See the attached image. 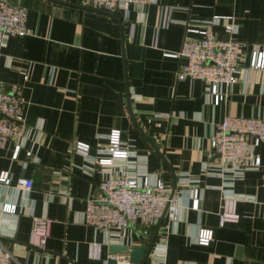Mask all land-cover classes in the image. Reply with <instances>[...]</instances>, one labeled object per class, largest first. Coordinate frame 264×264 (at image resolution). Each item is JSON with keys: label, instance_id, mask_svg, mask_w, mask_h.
Here are the masks:
<instances>
[{"label": "crops", "instance_id": "crops-1", "mask_svg": "<svg viewBox=\"0 0 264 264\" xmlns=\"http://www.w3.org/2000/svg\"><path fill=\"white\" fill-rule=\"evenodd\" d=\"M8 2L27 9L29 34L0 33V92L23 84L25 143L36 156L27 158L23 149L14 160L12 141L0 148V175L11 177L10 185L0 182V239L12 250V264H108L112 245L149 242L157 225L136 221L120 230L85 222L87 201L100 194L109 169L87 164L74 145L84 141L91 153L104 154L112 129L135 149L133 175L147 172L181 196L179 219L161 242L164 220L147 264H264V143L255 151L261 166L242 177L202 173L210 138L226 116L264 119V80L248 67L252 49L264 44V0H157L127 12L84 0ZM213 15L232 17L212 26L218 39L244 44L237 81L218 106L209 103L203 81L178 79L184 57L166 55L180 53L188 22L199 28ZM19 177L32 179L33 188H17ZM195 188L198 210L191 208ZM223 192L240 197L237 222L220 224ZM6 203L16 210L4 211ZM35 217L52 224L43 249L29 244ZM201 228L213 231L207 246L195 240ZM95 241L98 259L89 255ZM117 254L124 256L117 264H134L128 252Z\"/></svg>", "mask_w": 264, "mask_h": 264}, {"label": "built area", "instance_id": "built-area-1", "mask_svg": "<svg viewBox=\"0 0 264 264\" xmlns=\"http://www.w3.org/2000/svg\"><path fill=\"white\" fill-rule=\"evenodd\" d=\"M157 0H84L87 6H93L105 11L127 12L131 6L145 8ZM28 11L8 0H0V33L4 37L25 36L29 34L27 24ZM221 19L231 20L232 17L213 15L204 19V26L195 28L189 22L186 25V37L178 54L166 53L168 56H182L185 64L178 71V79H199L205 84V95L209 103L218 106L226 100L228 87L237 81L236 73L242 58L244 44L231 39H218L212 29ZM225 29L231 32L232 23L226 24ZM193 34H197L194 36ZM249 68L259 71L264 80V44L252 49ZM28 80V75L24 76ZM22 83H14L9 91L0 92V148L8 142L15 144L12 158H19L25 149L26 157L35 159L32 148H26L27 126L23 121V112L27 101L22 92ZM106 153L95 155L91 153V145L77 141L74 151L82 155L87 164L93 167L101 166L109 169L99 184L100 194L88 199L85 211V222L96 229L117 228L124 230L131 223L141 221L144 226L154 227L164 218L161 242L178 221L181 213V196L171 186L158 179L152 182L147 172L133 175L128 166L131 164L135 149L131 142L123 139L120 129H112L108 134ZM264 143V119L245 117L242 115L226 116L218 125V129L210 138V162L202 166V173L217 174L224 177L231 173L234 177H242L248 167L261 166L256 148ZM122 160L125 165L118 167L116 161ZM139 162L145 161L138 158ZM0 182L11 184L9 172L0 175ZM33 180L19 177L16 187L30 191ZM223 190V189H222ZM64 197H69L67 191ZM240 197L232 192H223L222 206L219 214L220 224L237 222L239 214L236 204ZM200 205L199 190L195 188L192 194L191 208L198 210ZM17 206L6 203L3 210L14 212ZM51 221L48 218L35 217L29 236V244L43 249L51 233ZM161 229V228H160ZM213 239L212 229L201 228L197 231V244L207 246ZM89 255L93 259L101 256V245L92 242L89 245ZM122 255L113 254L111 259L121 260ZM13 254L0 239V264H12Z\"/></svg>", "mask_w": 264, "mask_h": 264}, {"label": "water", "instance_id": "water-1", "mask_svg": "<svg viewBox=\"0 0 264 264\" xmlns=\"http://www.w3.org/2000/svg\"><path fill=\"white\" fill-rule=\"evenodd\" d=\"M164 222V218H162L157 227L152 230L149 234V242L143 243L139 246H129V245H121V244H114L110 248V253L117 254L118 252H128L129 258L132 263L134 264H147L148 259L151 256L153 247L155 245L158 232ZM108 264H117V260L109 259Z\"/></svg>", "mask_w": 264, "mask_h": 264}]
</instances>
